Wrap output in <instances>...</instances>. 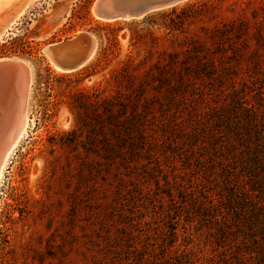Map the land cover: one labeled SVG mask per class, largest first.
Here are the masks:
<instances>
[{
	"label": "rangeland",
	"instance_id": "obj_1",
	"mask_svg": "<svg viewBox=\"0 0 264 264\" xmlns=\"http://www.w3.org/2000/svg\"><path fill=\"white\" fill-rule=\"evenodd\" d=\"M94 2L0 8V62L23 61L31 75L27 128L0 179V264H221L229 251L214 219L230 209L211 181L180 183L195 147H174L161 124L204 109L192 108L197 93L206 101L264 74V0H188L117 21L97 19ZM78 33L94 38L92 57L58 71L44 47ZM178 72L180 104L166 98Z\"/></svg>",
	"mask_w": 264,
	"mask_h": 264
},
{
	"label": "trees",
	"instance_id": "obj_2",
	"mask_svg": "<svg viewBox=\"0 0 264 264\" xmlns=\"http://www.w3.org/2000/svg\"><path fill=\"white\" fill-rule=\"evenodd\" d=\"M255 68L257 74L260 73L258 66ZM201 70L197 67L196 73H201ZM205 70L209 75L216 72L213 67ZM175 77L179 80L178 85L167 89L166 98L171 101L178 97L175 103L180 104L181 97L173 92L176 89L183 92L186 82L182 81L183 75L179 72ZM257 79L252 87L230 86L225 93L209 94L206 101L197 93L198 97L192 99V108L199 100L204 109L200 112L189 109L185 122L181 125L176 121L175 111L170 117L174 119L169 120V124L167 121L161 124L164 135L172 139L174 147H195L189 148L185 160L189 172L178 176L180 183L183 184V179L190 175L211 181L219 188L220 203L225 202L230 209L232 216L218 211L219 217L214 219L215 224H221L217 229L220 233V248L229 251V255L222 252L224 257L221 264H229V260H233V264H264L263 72ZM250 92H255L253 101L248 98ZM178 108L184 111L188 109L177 105ZM189 157L193 159L192 162L187 159ZM233 216L238 222H247L245 231L250 238L249 244L255 251L245 248L250 247L245 235L241 238L235 234L238 225L233 224Z\"/></svg>",
	"mask_w": 264,
	"mask_h": 264
},
{
	"label": "bare ground",
	"instance_id": "obj_3",
	"mask_svg": "<svg viewBox=\"0 0 264 264\" xmlns=\"http://www.w3.org/2000/svg\"><path fill=\"white\" fill-rule=\"evenodd\" d=\"M8 2L9 0H0V8ZM70 39H73V42H67ZM65 41V45L69 43L73 46L71 47L72 49L67 50L68 53L67 51H61L59 57H62V62H67L71 58V55H74L72 59L74 64L78 63L79 68L83 67L95 51L94 38L88 33H78L74 37L47 46H54ZM46 47H44L43 51ZM4 62L8 63L11 69H8L7 73H4L6 80L7 77L13 79L11 82L9 80L7 81V86L3 83L6 87L2 89L3 96L1 98L2 102L0 103V106L1 104L4 106V109L0 107L2 110V112L0 111V179L9 155L27 128L28 118L25 108L31 78L29 67L23 61L6 60L0 63ZM50 64L52 65V63Z\"/></svg>",
	"mask_w": 264,
	"mask_h": 264
},
{
	"label": "water",
	"instance_id": "obj_4",
	"mask_svg": "<svg viewBox=\"0 0 264 264\" xmlns=\"http://www.w3.org/2000/svg\"><path fill=\"white\" fill-rule=\"evenodd\" d=\"M185 1L188 0H95L92 9L93 15L102 21L133 20L142 18L152 12L174 7ZM67 42H73V39L67 40ZM65 43L66 41L54 46H47L43 51V54L48 59L49 63H52L53 67L58 71H75L79 69V67L78 63L74 64L72 60L74 55H71V58L65 63L62 62V57H59L62 50L67 51L72 49L71 47L73 45L69 43L65 45ZM8 69L11 70L8 63H0V103L2 102L3 87L7 86L8 80L11 82L13 79L7 77L6 80L4 73H7ZM0 107H3L4 109L2 104ZM0 111L2 112L1 108Z\"/></svg>",
	"mask_w": 264,
	"mask_h": 264
}]
</instances>
